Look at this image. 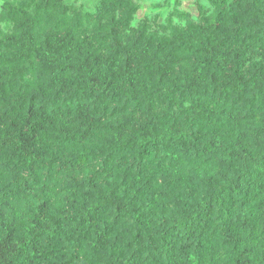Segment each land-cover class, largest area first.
<instances>
[{"label": "trees", "instance_id": "trees-1", "mask_svg": "<svg viewBox=\"0 0 264 264\" xmlns=\"http://www.w3.org/2000/svg\"><path fill=\"white\" fill-rule=\"evenodd\" d=\"M0 264H264V0H0Z\"/></svg>", "mask_w": 264, "mask_h": 264}, {"label": "rangeland", "instance_id": "rangeland-1", "mask_svg": "<svg viewBox=\"0 0 264 264\" xmlns=\"http://www.w3.org/2000/svg\"><path fill=\"white\" fill-rule=\"evenodd\" d=\"M184 6H188L189 8L192 9V6L190 4H188V3H184Z\"/></svg>", "mask_w": 264, "mask_h": 264}]
</instances>
